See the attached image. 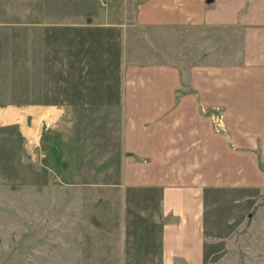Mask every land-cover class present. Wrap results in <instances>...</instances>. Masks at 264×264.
Here are the masks:
<instances>
[{"label": "rangeland", "instance_id": "rangeland-1", "mask_svg": "<svg viewBox=\"0 0 264 264\" xmlns=\"http://www.w3.org/2000/svg\"><path fill=\"white\" fill-rule=\"evenodd\" d=\"M109 3L110 0H36V23H41L39 11L49 12L45 23L51 28L50 32L45 29L44 35L45 39L51 37V43L43 42L42 27H36L9 32L11 40L0 44V50H8L11 56L15 53L18 58L0 59V113L17 108L19 111L12 109L19 115L14 119L19 118L30 128L40 121L32 139L26 135V125L24 131L18 123H0V264H163L159 192L139 183L126 185L122 181L117 186L123 177L125 158H112L122 145L116 144V139L110 143L109 136L113 139L114 132H119L122 112L82 110L54 120L50 115L38 118L43 111H27L45 105L36 99H57L71 86L107 87L105 80L110 78L108 83L118 87V73L112 69L116 66L112 64L116 49L119 50L114 32L99 28L104 17L103 21L92 16ZM79 12L83 15L81 21V15L76 16ZM78 23L84 26L82 37L79 31L75 38H81L86 49L82 59H76L73 45V25ZM27 34L26 49L34 48L33 59L24 53ZM112 45L115 49L107 48ZM111 74L114 75L109 77ZM77 98L86 99L84 95ZM20 102L22 105H16ZM10 118L14 120L12 114ZM3 119L0 121L7 120ZM172 146L169 174L186 181L191 175L187 144ZM132 156V162L149 159ZM218 156L211 160L210 177L217 182L233 179L231 175L213 174L221 171L218 165L225 162L221 154ZM105 159L107 163L102 164ZM258 162V175L245 176L252 183L232 189L207 188L208 239L203 259L197 264H264L262 156ZM132 167L129 164L126 170ZM152 168L148 164L143 170ZM143 177L150 178L147 170ZM175 264L195 263L179 259Z\"/></svg>", "mask_w": 264, "mask_h": 264}, {"label": "crops", "instance_id": "crops-1", "mask_svg": "<svg viewBox=\"0 0 264 264\" xmlns=\"http://www.w3.org/2000/svg\"><path fill=\"white\" fill-rule=\"evenodd\" d=\"M19 1L0 0V44L11 40L9 32L36 27H42L43 42L51 43V37L44 35L51 28L45 23L49 12L39 11L41 23H36V0ZM99 9L92 16L104 17L99 28L112 30L119 48L112 62L118 87L108 83L110 78L105 80L107 87L75 90L71 86L57 99H36L45 105L29 106L27 111H43L38 118L50 115L54 120L82 110L122 112L121 125H116L119 132L113 139L109 136V142L116 139L122 145L111 156L120 155L125 163L122 180L112 186L139 183L159 192L162 263L175 264L179 259L200 263L208 239L207 188L249 184L245 176L258 175L259 158L264 159V0H110ZM81 12L76 14L80 21ZM78 24L73 25L74 39L79 31L82 37L84 26ZM62 28L65 31L66 26ZM28 40L27 34L25 49ZM80 41L73 44L76 59H82L86 50ZM24 53L28 59L35 57L33 47ZM0 55V59H18L8 50L1 49ZM0 118H7L0 123H18L22 129L26 125L19 118L12 120L8 111ZM39 124L37 120L35 128L23 129L30 139ZM180 143L187 144L191 175L186 181L169 174L172 145ZM132 154L148 156L151 162H132ZM219 154L225 162L213 174L233 179L217 182L210 177L211 160ZM129 164L133 167L126 170ZM148 164L153 168L143 170ZM145 170L150 178L143 177Z\"/></svg>", "mask_w": 264, "mask_h": 264}, {"label": "bare ground", "instance_id": "bare-ground-1", "mask_svg": "<svg viewBox=\"0 0 264 264\" xmlns=\"http://www.w3.org/2000/svg\"><path fill=\"white\" fill-rule=\"evenodd\" d=\"M10 114H12V117H13V119L15 118L14 116H15V114H13L12 112H13V110L11 109V110H7ZM2 118V117H1Z\"/></svg>", "mask_w": 264, "mask_h": 264}]
</instances>
